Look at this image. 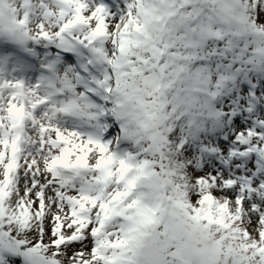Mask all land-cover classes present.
<instances>
[{"label":"snow or ice","instance_id":"1","mask_svg":"<svg viewBox=\"0 0 264 264\" xmlns=\"http://www.w3.org/2000/svg\"><path fill=\"white\" fill-rule=\"evenodd\" d=\"M0 264H264V0H0Z\"/></svg>","mask_w":264,"mask_h":264}]
</instances>
